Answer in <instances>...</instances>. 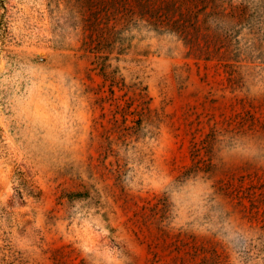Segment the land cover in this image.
I'll use <instances>...</instances> for the list:
<instances>
[{"label": "rangeland", "instance_id": "obj_1", "mask_svg": "<svg viewBox=\"0 0 264 264\" xmlns=\"http://www.w3.org/2000/svg\"><path fill=\"white\" fill-rule=\"evenodd\" d=\"M0 264H264V0H9Z\"/></svg>", "mask_w": 264, "mask_h": 264}, {"label": "trees", "instance_id": "obj_2", "mask_svg": "<svg viewBox=\"0 0 264 264\" xmlns=\"http://www.w3.org/2000/svg\"><path fill=\"white\" fill-rule=\"evenodd\" d=\"M9 0H0V40L6 39L9 33Z\"/></svg>", "mask_w": 264, "mask_h": 264}]
</instances>
